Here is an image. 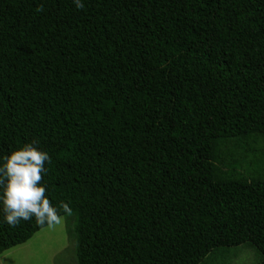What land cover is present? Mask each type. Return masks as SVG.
Instances as JSON below:
<instances>
[{
    "label": "trees",
    "instance_id": "trees-1",
    "mask_svg": "<svg viewBox=\"0 0 264 264\" xmlns=\"http://www.w3.org/2000/svg\"><path fill=\"white\" fill-rule=\"evenodd\" d=\"M82 3L0 0V165L49 154L77 264L264 257V0ZM44 227L0 203V254Z\"/></svg>",
    "mask_w": 264,
    "mask_h": 264
},
{
    "label": "clouds",
    "instance_id": "clouds-1",
    "mask_svg": "<svg viewBox=\"0 0 264 264\" xmlns=\"http://www.w3.org/2000/svg\"><path fill=\"white\" fill-rule=\"evenodd\" d=\"M77 9H83L82 0H73ZM42 7L37 11H42ZM45 162H51L46 151L40 150L34 143H25L22 147L3 157L0 165V203L6 223L17 227L21 220L35 218L38 226L54 227L62 223L60 211L47 197L43 185ZM61 208L67 215L72 214L68 203L61 202Z\"/></svg>",
    "mask_w": 264,
    "mask_h": 264
},
{
    "label": "rangeland",
    "instance_id": "rangeland-1",
    "mask_svg": "<svg viewBox=\"0 0 264 264\" xmlns=\"http://www.w3.org/2000/svg\"><path fill=\"white\" fill-rule=\"evenodd\" d=\"M255 146L258 149L255 158L264 166L262 142L256 141ZM251 158L254 157L249 155L248 159ZM62 217L59 225L44 227L25 243L0 254V264H77L75 240L68 230L74 219L66 215ZM263 260L262 253L254 244L244 242L237 246L217 247L199 264H264Z\"/></svg>",
    "mask_w": 264,
    "mask_h": 264
}]
</instances>
